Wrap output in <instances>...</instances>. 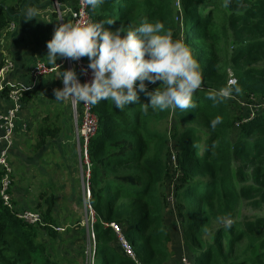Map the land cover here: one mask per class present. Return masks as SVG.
<instances>
[{
    "label": "trees",
    "instance_id": "obj_1",
    "mask_svg": "<svg viewBox=\"0 0 264 264\" xmlns=\"http://www.w3.org/2000/svg\"><path fill=\"white\" fill-rule=\"evenodd\" d=\"M7 1L0 0V33L12 20L4 9ZM87 10L92 23L111 19L104 25L111 30L163 22L173 39L191 47L204 81L193 96L196 108L186 112L146 109L145 92L123 110L111 101L91 105L97 118L87 144L92 264H169L165 214L171 199L182 224L178 247L187 248L191 264H264V106L259 107L264 102V0H105ZM229 76L241 92L213 106L207 93L224 87ZM158 85L148 84L147 90ZM39 90L36 85L25 91L23 101ZM244 100L259 108L241 112ZM67 111L57 103L46 111L36 147L61 135ZM216 116L222 122L213 130L210 120ZM171 141L174 165L169 163ZM41 195L42 202L31 209L40 213L42 225L19 219L0 199V264H77L55 248L68 233L54 216L56 196L52 191ZM242 203L253 211L242 214ZM218 216L231 217L232 227L225 229ZM110 222L119 225L134 258L121 244L115 246L119 238Z\"/></svg>",
    "mask_w": 264,
    "mask_h": 264
},
{
    "label": "clouds",
    "instance_id": "obj_2",
    "mask_svg": "<svg viewBox=\"0 0 264 264\" xmlns=\"http://www.w3.org/2000/svg\"><path fill=\"white\" fill-rule=\"evenodd\" d=\"M82 3L95 10L105 0H82ZM22 16L25 21L40 20L38 6L26 7ZM61 20L46 42L48 64L57 65L58 58L78 60L86 56L92 78L81 83L74 68L58 71L55 77L62 78L63 87L53 89L54 99L63 101L71 97L86 105L111 101L123 110L138 99V92H145L149 96V102L144 104L146 109L186 112L196 108L193 96L204 83L200 64L191 47L181 39H173L163 22L144 21L130 29L111 30L104 27L113 22L111 19L96 23ZM157 82L158 87L147 90L148 84ZM240 92L233 79L224 87L209 91L207 98L215 106ZM221 122V117L216 116L210 120V127L214 130ZM217 221L225 229L234 223L229 216H218Z\"/></svg>",
    "mask_w": 264,
    "mask_h": 264
},
{
    "label": "crops",
    "instance_id": "obj_3",
    "mask_svg": "<svg viewBox=\"0 0 264 264\" xmlns=\"http://www.w3.org/2000/svg\"><path fill=\"white\" fill-rule=\"evenodd\" d=\"M15 1L16 0H8L7 5L4 6L5 10L8 9L11 12L9 15L12 18L11 21L14 22V27L12 29L6 28V30H3L4 32L2 31L0 33V60L4 56L9 57L14 62V70L11 74L12 77L16 80L22 81L28 79L27 70L34 60L41 59L48 63L45 55L47 53L46 42L51 39L55 27L60 23L55 12V1L59 3V7L61 9L65 10L63 20L71 21L66 13L68 9H71L76 5V0H22L17 6L12 7L11 5H13ZM28 6H38L40 20L32 18L31 20L25 21L23 19V10ZM60 59L61 58H58L56 62ZM60 70L63 71V69H59L58 71ZM56 74L57 72L39 78V80L36 81V85L40 88V90L37 92L36 96L28 102H24L23 99L21 101L22 107L16 120V128L13 133L12 144L8 149V159L10 164L13 163V166L11 167H13L12 171H14V173L17 168L24 165L25 171H29V173L33 175L29 180L32 181L30 184L22 182L20 184H16V188L14 186L13 176L10 187L12 195L11 200L13 199L14 207L12 211H19L23 208V210L34 211L31 208L37 203L42 202L41 194L44 192V189L40 190L36 186V177L39 176V179H41L40 176L45 175L44 172H41L42 164L44 163V159L49 158L51 153L54 152L53 148L55 147H57L60 151V156L63 160L61 164L63 169H61V172L63 170L66 171L67 167H69L67 172H62L63 175L67 173L64 181L65 184H58V187H68L70 191H75L77 185L79 184L73 185L72 187V182L75 181L76 183H79L81 179V176H78V179H76L73 172V164L80 165L81 161L78 155L73 123L72 126L69 125V123L72 122L69 101L67 99H64L63 101L54 99L53 89H57L59 84V77H55ZM55 103L67 106L68 111L66 113V117L68 120V126L66 127H68V135L66 136V134L64 135L62 132L61 135L53 138L45 146L36 147L35 143L37 142V130L39 124L42 122L41 118L46 114L48 109H53ZM10 106L11 102L7 98L6 94L1 93L0 112L6 110ZM3 147L4 143L0 142V150ZM30 147L32 148L31 151ZM51 180L52 178L50 177L49 182H51ZM68 181H70L69 185L66 184ZM81 182L82 186H80V184L79 189L82 191L81 194L83 196L84 192L82 179ZM34 187L39 189L38 193L32 191ZM20 190H23L24 192H20ZM86 200L87 199H85V205L87 206ZM15 203L19 209L16 208ZM30 205L32 206L30 207ZM35 224L42 225L44 223Z\"/></svg>",
    "mask_w": 264,
    "mask_h": 264
},
{
    "label": "built area",
    "instance_id": "obj_4",
    "mask_svg": "<svg viewBox=\"0 0 264 264\" xmlns=\"http://www.w3.org/2000/svg\"><path fill=\"white\" fill-rule=\"evenodd\" d=\"M55 12L60 22L63 19V14L65 10L59 7V3L55 1ZM71 22H81L88 23L91 22L87 6L82 3V0H76V5L68 9L66 13ZM14 27V22L10 21L8 23L7 29H12ZM57 65H50L41 59H36L32 62L27 70V80H16L12 77V72L14 70V62L9 57H3L0 60V94L5 93L7 98L11 102V106L4 111L0 112V142L4 143V147L0 150V199L2 203L13 210V203L10 195L11 187V174L12 167L8 159V149L12 144L13 133L16 128V120L18 118V113L22 107V97L25 91L32 90L36 86V81L39 78L48 76L49 74L58 72L59 69H69L74 68L77 72L78 80L83 83L85 81H90L91 70L87 69L88 61L82 58L78 60H72L69 58H61ZM83 69V71H82ZM231 76L228 80H233ZM62 78L59 77V84L57 88H62ZM69 101V107L71 112V118L74 128V136L76 138V145L78 150L79 159L81 161V179L83 181V192L88 199L89 189H88V177H89V160L87 153L88 139L92 136L97 128V118L92 112V106L86 105L82 102H75L71 97L66 98ZM171 157L175 159L174 150L171 149ZM173 159V161H174ZM84 165V169H83ZM89 208V215L91 221L93 220V214L91 207L87 204ZM15 215L30 224L42 223L41 216L38 212L31 210H19L15 212ZM109 225L112 227L114 232L118 235L120 244L124 252L131 256L133 253L121 235V229L115 222H110ZM57 230H62V228L57 227ZM91 239L94 243V234L91 232Z\"/></svg>",
    "mask_w": 264,
    "mask_h": 264
},
{
    "label": "rangeland",
    "instance_id": "obj_5",
    "mask_svg": "<svg viewBox=\"0 0 264 264\" xmlns=\"http://www.w3.org/2000/svg\"><path fill=\"white\" fill-rule=\"evenodd\" d=\"M229 75H231L230 71H229ZM240 106L242 107L241 112L251 113L253 111L254 106L256 107V109L259 107H263L264 102L262 103L261 106L258 107L257 104L248 103L247 100H244L241 101ZM43 108H47V107H43ZM64 120H65V125H64L63 133L64 135L66 134L67 136L68 135L67 133L68 127H66L68 126L67 117ZM172 122L173 121H169L167 123L168 127L171 126ZM69 125L72 126V122L69 123ZM169 147L170 149L174 150V153H176V149L174 147L173 141L169 143ZM31 149L32 148L30 147V151ZM53 149L54 152L51 153L49 158L44 159L41 172H44L45 175L40 176L41 179H39V176L36 177L37 180L36 186L40 190L44 189L43 190L44 192L52 191L54 193V195L56 196V201L53 209L54 216L57 218L58 223L64 226V228L68 230V233L65 234L63 237L64 239H66V241H64V243L63 242H60L59 244L57 243L55 245V248L57 251H60L64 254L69 253L71 257L73 256L74 258H76L77 264H92L94 243L93 240L91 239V231L89 230L90 228L88 226V224L90 223V219L85 205V199H87V197L85 196V194L82 196L81 194L82 191H80L79 189V185L81 184L80 186H82L81 179L79 183H76L75 181L72 182V185L79 184L77 185L76 190L74 192L70 191L68 187L66 188L58 187V184H65L64 181L67 173L63 175L62 172H64L65 170L61 172V169H63L61 165L63 160L60 156V151L57 149V147ZM173 159L174 158H172L171 155H169V163L170 164L172 163L174 165L176 163V155L174 161ZM11 166H13V163L11 164ZM73 166H74V170H73L74 176H76L75 178L78 179V176H81V166L79 164H75V165L73 164ZM68 170L69 167H67V170L65 172H67ZM32 175L29 173V171L28 172L25 171L24 165L17 168L15 173L14 171H12V177L14 176L15 188H16V184H20L22 182L30 184V182L32 181L29 180L31 179ZM50 177L52 178L51 182H49ZM66 184L69 185L70 181H68V183ZM37 187H34L32 191L38 193L39 189ZM172 191H173V186L171 180V184L169 183L168 197L172 196ZM20 192H24V191L20 190ZM10 195H11V191H10ZM42 197L43 195L41 196V199ZM169 201H170V209L165 214L166 228L169 230L171 237L170 241L167 244L171 256V260L169 264H191V260L187 257V251H186L187 248L185 247V249L182 251L178 247L182 238V227H181L182 224L180 223L179 216L176 215V212L173 208L174 201L172 199ZM12 203H13V199H12ZM31 206L32 205H30V207ZM240 211L242 214H248L251 213L253 210L242 203L240 205ZM39 238L41 241L46 240L44 237L39 236ZM117 244L120 245L119 239L117 240V242H115V246H117ZM76 248L79 249V252H81L82 250V255L81 253H78Z\"/></svg>",
    "mask_w": 264,
    "mask_h": 264
}]
</instances>
